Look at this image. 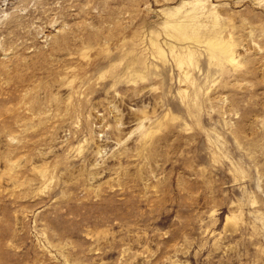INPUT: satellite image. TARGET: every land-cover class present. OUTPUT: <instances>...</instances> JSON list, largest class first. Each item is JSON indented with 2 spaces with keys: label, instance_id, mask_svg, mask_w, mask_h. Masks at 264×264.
Wrapping results in <instances>:
<instances>
[{
  "label": "rangeland",
  "instance_id": "obj_1",
  "mask_svg": "<svg viewBox=\"0 0 264 264\" xmlns=\"http://www.w3.org/2000/svg\"><path fill=\"white\" fill-rule=\"evenodd\" d=\"M0 264H264V0H0Z\"/></svg>",
  "mask_w": 264,
  "mask_h": 264
},
{
  "label": "bare ground",
  "instance_id": "obj_2",
  "mask_svg": "<svg viewBox=\"0 0 264 264\" xmlns=\"http://www.w3.org/2000/svg\"><path fill=\"white\" fill-rule=\"evenodd\" d=\"M197 37V38H196ZM193 38L195 39V40H198V41H204V42H206V48L208 49V50H210L211 52H213L214 54H216V56H218L219 57V59L218 60H223V59H225V58H227V55L225 54V52L222 50V44H218L216 41H215V43H214V40H212V38H204L203 36H202V34H198V35H196V36H193ZM199 66V65H198ZM208 69H211L212 70V66L210 67V66H208Z\"/></svg>",
  "mask_w": 264,
  "mask_h": 264
}]
</instances>
